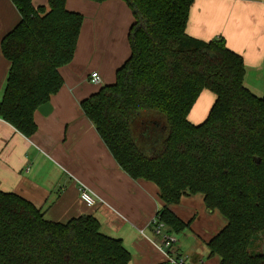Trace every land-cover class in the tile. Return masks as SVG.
I'll return each instance as SVG.
<instances>
[{"label": "trees", "instance_id": "trees-1", "mask_svg": "<svg viewBox=\"0 0 264 264\" xmlns=\"http://www.w3.org/2000/svg\"><path fill=\"white\" fill-rule=\"evenodd\" d=\"M20 21L1 40L9 62L0 117L24 136L35 112L63 86L83 24L66 0H10ZM103 2L107 0H92ZM134 21L130 57L115 82L81 102L118 165L159 188L157 216L170 232L188 225L170 210L185 195H204L228 224L208 243L220 264H264V95L244 84L243 58L224 39L187 35L195 0H124ZM204 90L215 102L199 125L189 113ZM264 241V240H263ZM122 241L94 215L49 222L22 197L0 190V264H130Z\"/></svg>", "mask_w": 264, "mask_h": 264}, {"label": "crops", "instance_id": "crops-1", "mask_svg": "<svg viewBox=\"0 0 264 264\" xmlns=\"http://www.w3.org/2000/svg\"><path fill=\"white\" fill-rule=\"evenodd\" d=\"M33 3L45 6L48 0ZM66 8L81 14L83 24L72 62L59 70L63 86L51 97L50 110L35 112L37 130L31 138L0 117V190L30 202L49 222L96 216L105 235L122 241L130 264H169L151 225L163 207L158 186L131 178L118 165L81 107L83 100L115 82L117 70L130 57L132 11L124 0H66ZM19 21L12 2L0 0V102L10 68L1 40ZM186 33L205 42L224 39L244 60L245 86L264 95V0H195ZM93 73L101 85L91 82ZM215 99L204 90L189 113L190 123L204 122ZM81 184L103 203L86 206ZM169 210L188 225L180 233L168 230L177 238L178 257L188 264H220L219 255L210 256L208 243L228 224L226 218L208 211L202 194L185 195Z\"/></svg>", "mask_w": 264, "mask_h": 264}, {"label": "built area", "instance_id": "built-area-1", "mask_svg": "<svg viewBox=\"0 0 264 264\" xmlns=\"http://www.w3.org/2000/svg\"><path fill=\"white\" fill-rule=\"evenodd\" d=\"M91 82L95 85H101L102 79L97 73H93L91 75ZM79 189L80 199L86 206L93 208L103 203V201L85 185L81 184ZM151 225L155 235L160 237L162 240L161 245H158L157 247L169 264H188L184 258L178 257L176 249L177 238L168 231L166 224L161 220V218L156 215Z\"/></svg>", "mask_w": 264, "mask_h": 264}, {"label": "water", "instance_id": "water-1", "mask_svg": "<svg viewBox=\"0 0 264 264\" xmlns=\"http://www.w3.org/2000/svg\"><path fill=\"white\" fill-rule=\"evenodd\" d=\"M38 110H39V112L41 114L45 115V114L48 113V110H50V105L49 104H45L42 107H40Z\"/></svg>", "mask_w": 264, "mask_h": 264}, {"label": "rangeland", "instance_id": "rangeland-1", "mask_svg": "<svg viewBox=\"0 0 264 264\" xmlns=\"http://www.w3.org/2000/svg\"><path fill=\"white\" fill-rule=\"evenodd\" d=\"M209 91V90H208ZM210 93H211V91H210Z\"/></svg>", "mask_w": 264, "mask_h": 264}]
</instances>
